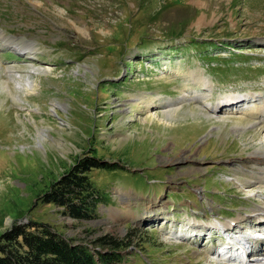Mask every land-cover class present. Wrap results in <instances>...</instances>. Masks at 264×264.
Returning <instances> with one entry per match:
<instances>
[{
	"label": "rangeland",
	"instance_id": "obj_1",
	"mask_svg": "<svg viewBox=\"0 0 264 264\" xmlns=\"http://www.w3.org/2000/svg\"><path fill=\"white\" fill-rule=\"evenodd\" d=\"M253 104L264 0H0V235L35 220L79 242L131 235L124 264H242L227 237L264 252ZM91 154L119 164L91 175L95 221L39 202Z\"/></svg>",
	"mask_w": 264,
	"mask_h": 264
},
{
	"label": "trees",
	"instance_id": "obj_2",
	"mask_svg": "<svg viewBox=\"0 0 264 264\" xmlns=\"http://www.w3.org/2000/svg\"><path fill=\"white\" fill-rule=\"evenodd\" d=\"M118 166L94 154L84 156L39 197V202L59 208L64 218L79 223L95 221L104 199L91 175L95 170L110 171ZM90 235L91 243L79 242L67 238L49 223L35 220L17 223L0 235V264H124L122 255L132 248L131 235L124 240L111 234L96 237L90 232Z\"/></svg>",
	"mask_w": 264,
	"mask_h": 264
},
{
	"label": "bare ground",
	"instance_id": "obj_3",
	"mask_svg": "<svg viewBox=\"0 0 264 264\" xmlns=\"http://www.w3.org/2000/svg\"><path fill=\"white\" fill-rule=\"evenodd\" d=\"M190 78L198 79L197 76L194 75L193 73L190 75ZM242 98L243 97L231 98L227 102L229 104L231 103L230 106H232L233 104L234 105L237 104V103H235L237 101H238V103H240V102H243V101L247 100V98H245L243 101H240ZM144 102H145V104H143V105H145L144 107L147 108V109H151L152 105L154 104L153 100H150V101H147V102L144 101ZM222 103H224V102H222ZM222 103H220L219 106H221ZM250 110H251L252 113H255L254 115L261 117L263 119V124H264V104H262V105L261 104H259V105L253 104L250 107ZM219 111L222 112L223 110H219L217 108L216 111H215V114H218ZM250 157L253 158L250 161V163L252 164L253 167H255L257 169V171L256 170L254 171L253 176H255V178H257L259 180V183L264 184V151H263V153L255 152ZM254 213H260V215H257V216H259V220L258 221H260V222H258V224H259L260 227L263 226V228H264V219H263L264 218V209H259L257 211H254ZM239 221H242V218H240ZM232 225L234 227V224L230 223V222L227 223V224H224V225L222 223H217V226H220L221 229H226V228H229L230 226L232 227ZM233 227H232V229H234ZM229 229H231V228H229ZM251 238H254V240L262 241L258 236H252ZM249 240L250 239H248V237L247 238L243 237V242H245V244H246L245 245V247H246L245 254L248 256V259L246 260V262L241 261V263L242 264H248V262H249V263H256V264H264V252H263V250H258V251H256L255 255H252V254L255 253V251L252 250L251 249L252 247L249 246V244H250ZM255 243H256V241H255ZM226 249H227V254H229V255L231 254L229 256L230 257L229 260H231V258L234 257V255H233V245L229 243V245L226 246ZM262 257H263V259H260Z\"/></svg>",
	"mask_w": 264,
	"mask_h": 264
}]
</instances>
